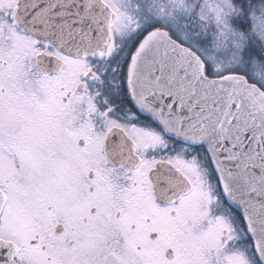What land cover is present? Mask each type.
<instances>
[{"label": "snow or ice", "instance_id": "1", "mask_svg": "<svg viewBox=\"0 0 264 264\" xmlns=\"http://www.w3.org/2000/svg\"><path fill=\"white\" fill-rule=\"evenodd\" d=\"M0 264H264V0H0Z\"/></svg>", "mask_w": 264, "mask_h": 264}]
</instances>
